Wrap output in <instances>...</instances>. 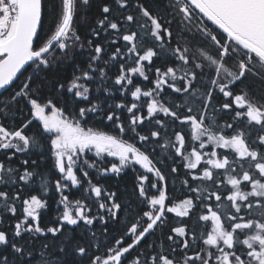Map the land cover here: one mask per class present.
<instances>
[{"label":"snow or ice","instance_id":"6c2138e0","mask_svg":"<svg viewBox=\"0 0 264 264\" xmlns=\"http://www.w3.org/2000/svg\"><path fill=\"white\" fill-rule=\"evenodd\" d=\"M90 3L0 0V264H264V0Z\"/></svg>","mask_w":264,"mask_h":264},{"label":"trees","instance_id":"16d2710c","mask_svg":"<svg viewBox=\"0 0 264 264\" xmlns=\"http://www.w3.org/2000/svg\"><path fill=\"white\" fill-rule=\"evenodd\" d=\"M103 2V0H91L90 6L88 9L85 10V13L87 15V17H89V19H94L98 16L99 13V6L100 4ZM48 3V0H46V4ZM52 19H53V12L51 11L50 7H46L45 9V25H44V29L42 31H47L49 27L52 26ZM76 25L78 27L79 33L81 34V36H86L89 33V24L83 23L79 17H77L76 20ZM172 30L173 32L176 31V26L173 25L172 26ZM96 42L101 43L103 42V36H101V38L99 40H97ZM87 55V53H83L77 56V60L83 61L85 56ZM161 63L160 60H156L155 64L159 65ZM113 71H115V69H113ZM60 75L63 76H70L71 75V62H69L68 64H66L62 69L59 70ZM26 75V73H25ZM24 77H21V79H23ZM246 84H249L253 90L255 91V89H259L262 86L259 81L254 80L252 77H249L247 80H245ZM46 91V90H45ZM169 91V90H166ZM259 94V93H257ZM116 98L120 99L119 97V93H116ZM130 99V97H129ZM215 103V101H214ZM125 118L127 116V114L125 113ZM223 119H227V117H223ZM49 165L47 164H41V171H44L45 173H47V169H48ZM138 168V166H137ZM165 171H168L167 168H165ZM184 170L181 169V172H183ZM55 174L53 173V176ZM92 175L95 177V172L92 173ZM190 179V178H189ZM133 180H134V173L132 172L131 169H126L125 173H122L120 178L117 180V178H115L114 176H110L107 178H103L101 180L102 184H106V185H111L113 186V190H115L117 187L119 188V191L121 193V198L123 201L125 202H129V195L132 191H133ZM169 184V192L170 194L174 193L175 197H181L182 198V193L180 191V184L178 181L173 180V179H169L168 181ZM33 194L39 192V185H33ZM71 197L73 199L75 198H79L80 197V192L77 189H72L71 192ZM131 199H135V197H131ZM50 206L55 207V193L51 192L50 193V200H49ZM135 207V206H133ZM54 215V212L50 210L48 211L47 215H44L42 217L41 223L42 224H47V222L49 221L50 217ZM122 215L124 217H127L128 212H123ZM170 217L173 214H169ZM195 214L192 217V220L189 221L187 220V218H184L185 222L188 223L189 227H191L192 223L195 221ZM181 218H175L174 220H170L171 223H179ZM14 224V219L11 217H5V216H0V228H4V229H11V227ZM210 226V225H209ZM99 225H97V228L99 229ZM116 226L114 224H109V230L112 232V235L115 236L117 235L116 231H115ZM78 232L80 231L79 229L77 230ZM164 231H168L167 228L164 229ZM50 235V234H49ZM157 236H159V230H157L156 233ZM153 237L149 236L148 240H152ZM51 242V241H49ZM130 242V241H129ZM101 251H103V249H101ZM136 251H139V249H137ZM131 255H135V252H133ZM130 258V257H129Z\"/></svg>","mask_w":264,"mask_h":264},{"label":"rangeland","instance_id":"374dc122","mask_svg":"<svg viewBox=\"0 0 264 264\" xmlns=\"http://www.w3.org/2000/svg\"><path fill=\"white\" fill-rule=\"evenodd\" d=\"M91 156V154H89Z\"/></svg>","mask_w":264,"mask_h":264}]
</instances>
